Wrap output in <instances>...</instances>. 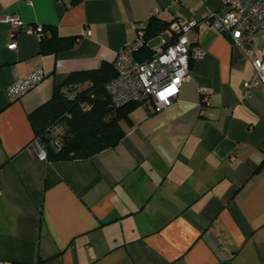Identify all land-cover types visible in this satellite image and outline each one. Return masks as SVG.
<instances>
[{"label":"crops","instance_id":"crops-1","mask_svg":"<svg viewBox=\"0 0 264 264\" xmlns=\"http://www.w3.org/2000/svg\"><path fill=\"white\" fill-rule=\"evenodd\" d=\"M226 11L221 0H0V19L25 24L0 20V264H264V86L247 94L252 61L211 25ZM153 17L200 22L189 38L205 56L176 101L136 108L119 144L90 159H40L29 115L69 73L113 63ZM28 27L77 39L43 54ZM37 68L44 81L9 101Z\"/></svg>","mask_w":264,"mask_h":264},{"label":"built area","instance_id":"built-area-1","mask_svg":"<svg viewBox=\"0 0 264 264\" xmlns=\"http://www.w3.org/2000/svg\"><path fill=\"white\" fill-rule=\"evenodd\" d=\"M227 11L212 13L211 25L230 37L244 48L254 66L252 79L245 83L247 94L259 86H264V0H221ZM159 11L155 13L157 16ZM5 23L22 29L25 24L18 18L5 17ZM197 20L185 21L175 18L167 30L162 43L153 49V56L139 61L136 55L146 46V30L138 28L134 41L120 51L114 61L117 77L106 85V92L115 109L132 103L147 108L150 114H157L169 108L181 92L182 85L192 78L193 65L205 56V51L190 41L189 35L199 26ZM29 33H39L42 29L28 27ZM260 40L261 57L253 48L255 38ZM45 79V73L37 68L32 73L13 82L6 88L9 101H17L26 96ZM199 93L202 107L210 104L211 95L207 87L201 86ZM89 105H83L84 110ZM40 159H47V150L40 144ZM234 161V159H232ZM1 194V189H0Z\"/></svg>","mask_w":264,"mask_h":264},{"label":"trees","instance_id":"trees-1","mask_svg":"<svg viewBox=\"0 0 264 264\" xmlns=\"http://www.w3.org/2000/svg\"><path fill=\"white\" fill-rule=\"evenodd\" d=\"M172 23L153 17L145 28L147 41L163 35ZM40 35L43 54L68 51L77 39L61 37L53 28ZM152 56L153 49L148 45L136 58L142 62ZM117 74L114 62H103L97 69L73 71L55 86L52 98L29 115L35 138L47 150L49 161L87 160L115 147L125 137L121 122H130L131 113L141 105L113 108L106 85ZM83 105L90 107L84 110Z\"/></svg>","mask_w":264,"mask_h":264},{"label":"rangeland","instance_id":"rangeland-1","mask_svg":"<svg viewBox=\"0 0 264 264\" xmlns=\"http://www.w3.org/2000/svg\"><path fill=\"white\" fill-rule=\"evenodd\" d=\"M159 43H160V40L155 39V41L153 43H150V47L155 48Z\"/></svg>","mask_w":264,"mask_h":264}]
</instances>
